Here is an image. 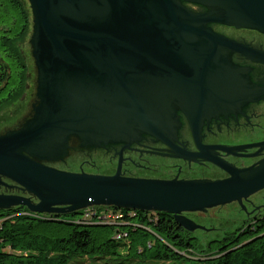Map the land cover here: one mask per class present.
Listing matches in <instances>:
<instances>
[{
	"label": "water",
	"instance_id": "water-1",
	"mask_svg": "<svg viewBox=\"0 0 264 264\" xmlns=\"http://www.w3.org/2000/svg\"><path fill=\"white\" fill-rule=\"evenodd\" d=\"M26 2L31 15L26 43L35 68L32 101L15 124L0 129V186L22 194L0 193V210L24 206L64 214L96 205L158 211L193 231L204 228L184 213L232 202L245 209L243 200L264 189V157L236 167L206 156L199 142L200 113L217 99L223 98L217 103L222 108L237 105L249 91L261 96L246 68L232 64L230 56L236 52L261 62L264 53L211 25L264 34V0ZM178 112L194 114L189 120L197 153L176 145ZM144 136L183 159L208 160L228 175L217 180L121 175L123 149ZM114 144L122 148L115 152L113 174L56 167L72 152L107 151ZM251 147H258L249 155L255 157L264 140L219 148L236 154Z\"/></svg>",
	"mask_w": 264,
	"mask_h": 264
},
{
	"label": "trees",
	"instance_id": "trees-1",
	"mask_svg": "<svg viewBox=\"0 0 264 264\" xmlns=\"http://www.w3.org/2000/svg\"><path fill=\"white\" fill-rule=\"evenodd\" d=\"M30 26L26 0H0V114L25 90L22 45ZM81 257L102 264H264V217L203 241L166 212L96 205L64 214L0 210V264H68Z\"/></svg>",
	"mask_w": 264,
	"mask_h": 264
},
{
	"label": "flooded vegetation",
	"instance_id": "flooded-vegetation-1",
	"mask_svg": "<svg viewBox=\"0 0 264 264\" xmlns=\"http://www.w3.org/2000/svg\"><path fill=\"white\" fill-rule=\"evenodd\" d=\"M195 11L202 8L195 4H186ZM212 29L217 33L227 36L230 39L249 45L250 47L264 53V34L250 29H236L234 27L212 24ZM232 64L246 68L247 76L254 87L259 89L261 96L253 95L249 91L247 97L238 100V104L217 106L221 99H217L214 105L200 113L199 116V142L206 149V156L219 157L235 165L246 167L264 157V148L255 157L249 156L257 151L258 147L246 148L236 151V154H226L220 146H238L256 143L264 140V61H255L233 52L230 56ZM260 91L262 93H260ZM223 109V110H221ZM193 113L178 112L181 127L177 133L176 145L186 149L188 152L197 153L199 148L195 141L189 117ZM77 141L71 139L70 145L77 147ZM121 145L114 144L105 149L87 152L91 157L81 155H70L63 168L60 169L79 172L99 174H113L117 169L119 156L115 155L120 151ZM72 152V151H71ZM73 153V152H72ZM71 153V154H72ZM98 153L97 156L95 154ZM120 172L123 176L159 178V179H210L217 180L226 177L228 174L214 163L203 158L183 159L178 157L169 147L151 136H144L139 143H133L123 149ZM7 183L12 184L7 181ZM0 193L22 194L15 187L6 188L0 186ZM234 203V202H232ZM237 203V202H236ZM238 204V203H237ZM245 209L239 205L244 215L242 223L254 222L264 217V189L243 200ZM219 207V206H218ZM217 207L207 209L204 212H187L184 215L191 221L202 226L190 231L197 236V231H214L215 226L207 227L199 220H206L209 211ZM172 215V214H170ZM174 218V216L172 215ZM221 235V234H220ZM219 235V236H220ZM219 236L217 238H219ZM199 237V236H197Z\"/></svg>",
	"mask_w": 264,
	"mask_h": 264
},
{
	"label": "rangeland",
	"instance_id": "rangeland-1",
	"mask_svg": "<svg viewBox=\"0 0 264 264\" xmlns=\"http://www.w3.org/2000/svg\"><path fill=\"white\" fill-rule=\"evenodd\" d=\"M23 44V43H22ZM22 53L25 57L27 63V74H26V82L24 87V92L22 96H20L19 100L16 101L10 108L1 112L0 121L4 120L6 122L0 123V128L9 127L15 124L18 119L28 110V106L32 101V91L35 81V68L33 64V60L30 57V50L28 44L25 42L22 45ZM98 153L95 154L97 156ZM66 164L61 162L56 164L60 168H63ZM240 209L239 205L234 203H229L224 206H219L215 209L209 211V217L206 220H199L201 223L207 225V227L215 226L216 229L214 231H197L196 234L200 238L204 240H209L212 238H217L220 234L227 230H232L240 225H242V220L244 218V212ZM102 259H96L95 257H81V258H73L69 261L68 264H102ZM169 264H178L171 262Z\"/></svg>",
	"mask_w": 264,
	"mask_h": 264
},
{
	"label": "bare ground",
	"instance_id": "bare-ground-1",
	"mask_svg": "<svg viewBox=\"0 0 264 264\" xmlns=\"http://www.w3.org/2000/svg\"><path fill=\"white\" fill-rule=\"evenodd\" d=\"M81 155V156H85V157H88L89 158V154L87 153V152H84V153H80V152H78V151H75V152H73L72 154H71V156L72 155ZM97 174H99V173H97ZM155 212H158V211H155ZM32 213H35V212H32ZM40 214V213H39Z\"/></svg>",
	"mask_w": 264,
	"mask_h": 264
},
{
	"label": "built area",
	"instance_id": "built-area-1",
	"mask_svg": "<svg viewBox=\"0 0 264 264\" xmlns=\"http://www.w3.org/2000/svg\"><path fill=\"white\" fill-rule=\"evenodd\" d=\"M120 216V215H119Z\"/></svg>",
	"mask_w": 264,
	"mask_h": 264
}]
</instances>
